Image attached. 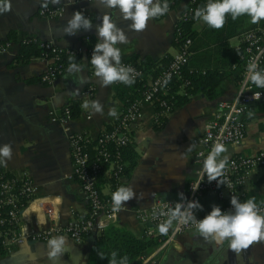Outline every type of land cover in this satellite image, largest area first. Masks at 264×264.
Returning <instances> with one entry per match:
<instances>
[{
	"label": "crops",
	"instance_id": "obj_1",
	"mask_svg": "<svg viewBox=\"0 0 264 264\" xmlns=\"http://www.w3.org/2000/svg\"><path fill=\"white\" fill-rule=\"evenodd\" d=\"M194 1L178 0L168 14L149 20L146 28L139 32L129 29L131 21L124 20L118 9H108L100 0H61L65 9L56 16L39 12L40 7L52 3L51 0H11V11L0 14V41H9V45L0 50V146L6 143L12 146V158L6 165L0 164V171L19 180L30 177L37 185L32 200L21 211L20 229L24 239L6 241L4 252L0 253V264H93L102 232L96 235L91 232L80 240L64 233H55L48 239L31 238L34 231L54 222L66 223L74 216L88 213L82 186L73 174L67 123L62 119L64 107L68 103H77L79 113L73 115L71 127L96 137L114 124L126 106L118 95L117 83L104 87L96 77L90 63V37L95 44L100 42L95 25L101 23L105 12H109L128 37L127 43L117 45L121 49V60L136 55L139 63L145 56L160 61L178 51L176 25ZM77 10L91 19L94 26L75 35H65L60 29ZM243 19V22L232 19L233 29L253 24L249 16ZM224 26L216 30L202 21L194 19L192 22L191 28L198 32L192 60L199 68L229 58V48H238L242 44V34L229 37L224 44L209 42L226 32ZM30 35L60 47L76 49L81 55L76 59L68 58L65 70L54 81L47 82L42 78L49 63L47 58L36 55L26 62L14 61L21 50L20 40ZM72 63L81 70L70 73L68 69ZM234 64L228 66L213 97L201 86L188 94L184 102L164 113L159 111L156 103L141 102L142 116L128 126L129 142L125 145H133L138 153L135 167L127 172L128 160L124 157V174L115 183L110 176L111 166L105 167L99 178L106 197H112L121 186H131L137 193V198L123 205L113 226L144 236V223L136 214L138 207L157 199L179 200L181 192L187 196L189 181L199 167L194 157L197 149L194 139L213 117L220 101L234 98L238 91L241 66ZM263 99L254 101L244 115V140L226 144L228 152L224 155L230 158L264 151V108L260 104ZM93 100L103 105V115L82 107L85 101ZM110 107L116 109L118 116H108ZM249 112L253 115L249 116ZM237 196L244 201L253 197L256 202L264 200V162L252 167L243 193ZM231 197L225 195L224 200ZM200 204L201 210L207 212L213 205L220 207L222 198L216 192H206ZM60 235L66 237V244L62 255L53 262L48 258V241ZM220 247L205 240L195 228L190 229L178 235L175 241L157 248L155 264H214L212 256L219 253ZM260 253L264 254V247L256 246L251 259L254 261ZM141 263L137 258L130 264Z\"/></svg>",
	"mask_w": 264,
	"mask_h": 264
},
{
	"label": "built area",
	"instance_id": "obj_2",
	"mask_svg": "<svg viewBox=\"0 0 264 264\" xmlns=\"http://www.w3.org/2000/svg\"><path fill=\"white\" fill-rule=\"evenodd\" d=\"M43 4L39 12L43 15L56 16L64 12L62 3ZM197 6L193 3L185 9L178 20L189 19L194 17ZM177 22V23H178ZM178 26L176 25V30ZM27 36L22 38V42L28 39ZM42 45L52 48L55 52L50 58L42 78L47 82L54 81L62 72L63 66L57 59L59 58L60 49H65L70 53H79L78 50L67 47H60L51 41L42 40ZM192 39L186 38L181 44L178 51L172 56L170 61L162 67L157 75H150L147 80V87L132 102L127 104L122 114L117 118L111 128L104 129L98 136L92 135L74 129L71 122L74 119L71 107L66 105L63 110L62 119L67 123L68 137L70 142V153L73 164V174L83 189L85 199L88 203V213L74 216L66 223L54 222L43 229L34 231L31 238L48 239L55 233H64L74 239L80 240L83 236L96 232H103L109 225L113 224L119 218V210L113 208L112 197H106L99 185L100 175L104 172L105 167L111 166L110 176L115 183L119 177L124 174L126 160L123 155V149L129 142L127 132L128 126L142 116L141 102L149 101L163 106V113L170 111L172 105L168 100L160 96L163 93L171 78L181 74L184 65L191 55ZM9 41H0V50L5 49ZM90 52V48H89ZM238 56L240 58L241 78L238 91L234 98L223 99L219 103L217 111L213 117L205 124V128L195 139L197 146L195 159L199 162L196 174L189 181L187 200H198L206 192H216L222 198L220 206L222 211L232 210L231 199L224 200L225 195L233 196L243 193V187L251 173L252 167L264 162V151H256L252 154L234 155L229 158L228 166L223 179L226 185L218 186L217 181L211 182L204 173V160L212 147L216 143L224 145L234 143L238 144L244 140L246 135V122L244 115L249 106L257 101L253 98L255 92H260L262 99L264 89L257 88L248 80V67L255 62L258 70H264V26L256 25L242 33V44L238 46ZM121 63L132 66L139 74L136 78L144 74L143 69L137 61L122 59ZM235 66L237 63L234 64ZM259 99V100H260ZM37 191L36 183L30 178L25 177L22 180L7 175L0 171V207L9 205L6 211L8 216L0 213V224L8 222L5 229H0V246L4 248L8 239L22 241L24 232L21 231V211L33 198ZM26 199L24 204L21 199ZM179 200L157 199L151 204L136 209L137 217L144 223V236L155 238L159 241L156 248L145 255H141V264H155L157 248H162L171 241H175L183 232L195 227L191 224L182 225L178 221H173L172 226L166 234L159 230L161 223L168 219V214L175 209ZM242 202L244 200H241ZM264 209V200L256 202ZM44 205V203H42ZM197 219H203L210 211L194 210ZM51 214V212H48ZM154 213L157 215L154 216ZM163 213V215H160Z\"/></svg>",
	"mask_w": 264,
	"mask_h": 264
},
{
	"label": "clouds",
	"instance_id": "obj_3",
	"mask_svg": "<svg viewBox=\"0 0 264 264\" xmlns=\"http://www.w3.org/2000/svg\"><path fill=\"white\" fill-rule=\"evenodd\" d=\"M53 4H59L61 0H51ZM100 3L108 9L119 10L124 20H130V30L143 31L149 20L165 16L170 11L168 0H100ZM45 7L47 4L45 3ZM11 11V0H0V14ZM230 14L233 20L242 15L250 17L253 24L264 20V0H208L207 4L198 7L194 13L196 21H202L210 28L219 30L226 23V17ZM91 19L82 11H74L66 24L60 29L65 35H75L80 30L93 28ZM100 42L96 43L90 59L94 67L96 77L100 79L104 87L114 83H122L131 86L139 75L130 65L121 63V49L118 44L127 43L128 37L123 28L113 19L109 12H105L101 23L95 25ZM81 69L75 63L70 64L68 71L79 72ZM248 80L257 88L264 89V70H258L257 63L253 62L248 67ZM260 92H255L253 98L259 100ZM83 108H91L93 114L103 115V105L98 100L85 101ZM249 116L253 113L249 112ZM108 116L116 117L118 113L114 107H110ZM228 152L222 143H216L204 160V173L209 182L216 180L218 186L226 185L223 179L228 166ZM12 158V146L9 143L0 146V164L6 165ZM180 201L175 209L168 214V219L161 223L159 230L166 234L173 221L182 225L191 224L198 233L207 241L222 245L229 241V248L234 252L247 249L254 241L264 239V209L256 203L255 197L241 201L238 196L231 197L232 210L222 211L217 205L203 219H197L194 210H201L202 205L198 200H187L184 193L178 194ZM137 198V193L131 186L119 187L112 196L113 208L119 210L128 201ZM157 214L154 213V216ZM163 215V213H160ZM66 237L54 236L48 241V258L55 262L63 253ZM101 259L105 258L102 251H97ZM109 264H129L127 256L119 257L116 251L111 253Z\"/></svg>",
	"mask_w": 264,
	"mask_h": 264
},
{
	"label": "trees",
	"instance_id": "obj_4",
	"mask_svg": "<svg viewBox=\"0 0 264 264\" xmlns=\"http://www.w3.org/2000/svg\"><path fill=\"white\" fill-rule=\"evenodd\" d=\"M178 0H168L170 7L174 6ZM208 0H196L193 3V6L202 7L206 5ZM247 15H242L238 19L242 20V17L245 18ZM227 22L225 23L224 30L226 32L221 36L218 34L215 40H210L209 42H213V44L222 43L224 44L226 40L235 35L242 34L244 31L256 26L262 25L264 26V20H261L257 24H248L245 26L238 27L237 29H233L232 27V17L230 14L226 17ZM194 21V18L183 19L177 23L178 29L176 30V42L178 44V48H180L181 44L188 37L192 39L191 44V55L184 65V68L181 74L175 75L171 78L168 86L163 89V93L160 96L172 105V108L177 104H181L187 99L188 94L197 90L201 86H204L206 93L213 97L218 91V84L220 80L224 77V74L228 70V66H231L233 63H240V58L238 56V48H229L228 57L218 61L215 65L206 66V68H199L193 62V57L195 56V50L197 48V39L198 32L191 28V24ZM10 36H14V33H10ZM21 41V50L14 58V61H28L32 56L42 55L50 61V58L55 55V52L52 51L51 47L46 45H42V40L37 36L28 37L25 41ZM95 46L94 39L90 37V57L92 56L93 49ZM79 53H70L65 49H60L59 58L57 59L60 63H62L63 71L66 68V62L68 58L76 59L80 56ZM171 57L162 58L160 61H153L150 57L145 56L143 60L139 63L140 67L143 69L144 74L141 77L135 79V83L131 86L122 84L117 82L118 84V95L125 102V104H129L132 102L137 95L141 94L144 89L147 87V80L150 75H157L163 66L166 65L170 61ZM130 60L136 61V55H132ZM150 74V75H149ZM149 75V76H148ZM159 111L162 112L163 106L156 102ZM261 107L264 108V99L261 101ZM71 107L72 114L77 115L79 113V106L77 103L72 102L68 103ZM112 125H109L108 128H111ZM124 157L128 160V164L126 167V171L130 172L136 163L138 153L135 147L129 144L123 150ZM11 176L10 174H7ZM21 201L25 204L27 201L24 198ZM26 205V204H25ZM9 209V205H4L0 207V213L3 216H8L6 212ZM211 211V210H210ZM8 222L5 224H0V229H5L4 226H7ZM1 240V237H0ZM159 241L155 238H150L146 236H137L127 230L117 228L113 226V224L109 225L99 236L98 242L96 244V252L102 251L105 254V258L101 259L97 254V257L94 259L93 264H109V259L111 253L116 251L118 253V258L127 256L129 259V264L139 258L141 255L148 254L152 252ZM4 252V248L0 246V253Z\"/></svg>",
	"mask_w": 264,
	"mask_h": 264
},
{
	"label": "water",
	"instance_id": "obj_5",
	"mask_svg": "<svg viewBox=\"0 0 264 264\" xmlns=\"http://www.w3.org/2000/svg\"><path fill=\"white\" fill-rule=\"evenodd\" d=\"M97 233L94 232L93 235ZM258 244V245H257ZM254 242L247 248L240 252H234L229 248V241L226 240L224 244L221 245L220 251L217 255L212 256L214 264H264V254H261L253 261L251 255L254 252L256 246L263 248L264 239L258 240V243Z\"/></svg>",
	"mask_w": 264,
	"mask_h": 264
}]
</instances>
